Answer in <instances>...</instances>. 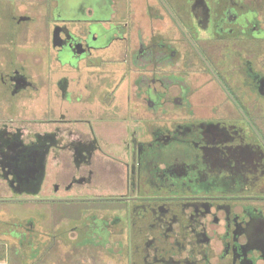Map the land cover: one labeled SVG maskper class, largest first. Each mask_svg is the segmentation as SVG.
<instances>
[{
	"label": "flooded vegetation",
	"instance_id": "flooded-vegetation-1",
	"mask_svg": "<svg viewBox=\"0 0 264 264\" xmlns=\"http://www.w3.org/2000/svg\"><path fill=\"white\" fill-rule=\"evenodd\" d=\"M13 1L0 2V200L36 191L50 154L66 171L51 206L113 200V214L53 206L51 230L35 214L13 233L34 231L36 252L86 250L79 264H264V0Z\"/></svg>",
	"mask_w": 264,
	"mask_h": 264
},
{
	"label": "rangeland",
	"instance_id": "rangeland-1",
	"mask_svg": "<svg viewBox=\"0 0 264 264\" xmlns=\"http://www.w3.org/2000/svg\"><path fill=\"white\" fill-rule=\"evenodd\" d=\"M1 3H15L13 0H0ZM79 14L84 16V13L79 11ZM86 17V16H85ZM40 26V31L37 32V34L42 37V36H46L48 34L47 29L45 28V26L43 25V23H39ZM0 34L1 33V29H0ZM31 34H33V32H30V38H31ZM132 32H131V28L127 31V35L131 36ZM116 46V45H115ZM119 51L120 48L117 47H113L112 51ZM30 110V112H33V106L31 108H28ZM37 113V112H36ZM57 182H55L56 184ZM67 187L65 186H61L60 190H59V194L60 193H64L65 195H69L70 190L66 189ZM52 189V188H51ZM92 191H99L100 193H108L111 192V189L108 187L107 184L103 183V184H98V186L96 188H93ZM58 193V192H57ZM58 194V195H59ZM122 204V203H121ZM102 205H106L109 206L108 207V214H113L111 212L112 210V205H113V200H91V201H62L61 203H56L54 205H47V206H42L40 205L38 207V210L35 211L33 210L32 213L36 214L34 216L39 217L38 219L43 220V222L45 221V225L44 226H48V228H50L51 230V226L49 227V211L52 210L53 206H56L59 212L61 211L62 213H67V214H75V213H80V212H84L85 210L88 209L89 207H100ZM48 210V211H47ZM0 213L1 216L4 218L5 214H7V209L5 207L0 206ZM30 212V211H29ZM38 212V213H37ZM41 212V213H39ZM7 220L2 221L0 219V228H2L1 230L5 229H11V230H16V229H20L24 224L25 221H27V218H23V217H7ZM49 219V220H48ZM24 223V224H23ZM100 223V222H98ZM72 226H76V225H80L81 224V219L79 218H72V222H71ZM20 226V228H19ZM38 227L42 228V224H38ZM21 230V229H20ZM101 233V232H100ZM34 231L30 232L29 237L30 238H34ZM36 235V234H35ZM103 232L100 236H103ZM46 236L48 237V234L46 232ZM105 236V235H104ZM43 240H47L48 238H42ZM12 240V239H11ZM9 242H11L9 240ZM27 242V241H26ZM28 243V244H27ZM23 243L22 247L24 249V255L25 253H27L26 255L28 256V261L26 264H79L77 261H74L75 259H86L88 258V253L86 252V250H75L72 251V253L70 252L69 248L67 246H64L62 243H56L55 245H51L48 244L46 246H44V248H41L38 252L35 251L34 247H33V242L29 243ZM13 245L16 246V244L14 243ZM27 246H29V248L27 249ZM17 247V246H16ZM98 264H115V261L112 260L109 256L102 254V253H98ZM75 262V263H73ZM86 263H89V261H85ZM84 264V263H83Z\"/></svg>",
	"mask_w": 264,
	"mask_h": 264
},
{
	"label": "crops",
	"instance_id": "crops-1",
	"mask_svg": "<svg viewBox=\"0 0 264 264\" xmlns=\"http://www.w3.org/2000/svg\"><path fill=\"white\" fill-rule=\"evenodd\" d=\"M57 1L58 0H53V5H56ZM112 1L114 5L120 4L121 6L128 3V0H112ZM135 2L137 3V1ZM33 3H37V5H41V0H24L22 4H24L25 6L21 7L22 10L27 9L28 6ZM37 8L39 11L44 10V7L42 5L38 6ZM32 106L33 109L37 112V117L42 118L43 113L46 109L44 104H42L41 101H37L34 102ZM36 130L45 131L46 128L44 126H37ZM57 173L63 176L66 173V171L64 170L59 171L56 167L53 166V161L50 154L47 158V162L45 163V167L43 166V172L41 173V180L40 182H38V187L36 191L21 192L17 196L12 195L8 191L4 192V195L7 198L16 197L13 200H5V201L0 200V206L5 207L7 209V214H5L4 216L5 220H7L6 216L8 218L21 216L24 219L33 217L35 214L32 213V211L33 210L37 211L40 205L42 206L51 205V201H52L51 199L55 196V193L53 192V185L57 180ZM64 183L65 182H62L61 186H64L65 185ZM0 184L2 185V183ZM50 212L51 211H49L48 213L50 214ZM4 218L0 214V219L2 221L4 220ZM1 229L2 228H0V264H26L28 261V256L26 255L27 253H25L24 255V249L22 247V244L27 242L29 243L32 242L33 239L29 237L30 232H27L28 237L25 238L23 234L22 236L21 234L17 236L15 233H13L14 230L11 229L1 230ZM9 240L11 242H9ZM14 243L16 244L17 247L13 245ZM62 244L66 246L64 243ZM28 248L29 246H27V249ZM119 264H126V262H122Z\"/></svg>",
	"mask_w": 264,
	"mask_h": 264
}]
</instances>
